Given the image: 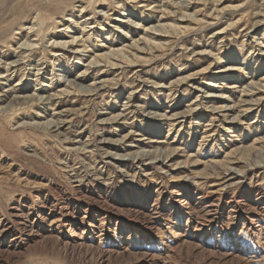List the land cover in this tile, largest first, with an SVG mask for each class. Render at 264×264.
<instances>
[{
	"label": "rangeland",
	"instance_id": "374dc122",
	"mask_svg": "<svg viewBox=\"0 0 264 264\" xmlns=\"http://www.w3.org/2000/svg\"><path fill=\"white\" fill-rule=\"evenodd\" d=\"M260 85L264 0H0V264H264Z\"/></svg>",
	"mask_w": 264,
	"mask_h": 264
},
{
	"label": "bare ground",
	"instance_id": "6f19581e",
	"mask_svg": "<svg viewBox=\"0 0 264 264\" xmlns=\"http://www.w3.org/2000/svg\"><path fill=\"white\" fill-rule=\"evenodd\" d=\"M177 20H179V21H182V20H187L186 19V15H184V14H182L179 18H177ZM128 21V20H127ZM150 28H148L149 30H150V32H151V34H153V35H155V36H164L163 35V33L161 32V30H160V27H162V25H158V24H156V25H151V26H149ZM149 39V38H148ZM76 40H78L75 36L71 39V41L70 42H67V41H64V42H59V43H53L52 44V46H55V47H62V48H64V49H67L68 47H71L72 45H74L76 42ZM79 41V40H78ZM148 41V40H147ZM54 42V41H53ZM72 49H75L74 47H72ZM73 51V50H72ZM73 52H79L78 51V49L76 48ZM124 57V56H123ZM122 59H126L125 57L124 58H122ZM93 61H91L90 63H89V65H92V64H94V66H98L99 65V60H96V58H94V59H92ZM15 62L17 61V60H14ZM14 61H13V63H14ZM111 65L112 66H114L115 64L114 63H111ZM58 81H68V79H65V76L63 77V76H61V77H59L58 79H57ZM71 80H69V82L66 84V87L65 88H62V89H59V95H64V94H70L71 93V91L69 90L70 88H72V86H78L76 83H74V82H71ZM105 86H106V84H104V83H99V84H95V85H93V87H91V88H89L88 89V92L89 93H92V94H97L98 92H100L101 90H103L104 88H105ZM255 87V86H254ZM256 89H257V91H262V90H264V85H260V87H255ZM249 91H251V90H249ZM59 95H56V96H59ZM50 99H52V98H55V97H49ZM49 100V99H48ZM194 109L193 108H189V112L190 111H193ZM57 124L55 123V124H53L52 126H56ZM146 155V154H145ZM136 157V156H135Z\"/></svg>",
	"mask_w": 264,
	"mask_h": 264
}]
</instances>
